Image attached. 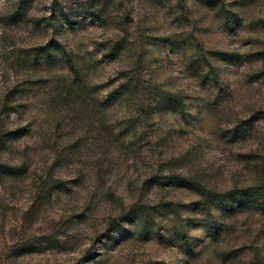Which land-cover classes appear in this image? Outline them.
Listing matches in <instances>:
<instances>
[{"label": "rangeland", "instance_id": "rangeland-1", "mask_svg": "<svg viewBox=\"0 0 264 264\" xmlns=\"http://www.w3.org/2000/svg\"><path fill=\"white\" fill-rule=\"evenodd\" d=\"M263 181L264 0H0V264H264Z\"/></svg>", "mask_w": 264, "mask_h": 264}, {"label": "trees", "instance_id": "trees-1", "mask_svg": "<svg viewBox=\"0 0 264 264\" xmlns=\"http://www.w3.org/2000/svg\"><path fill=\"white\" fill-rule=\"evenodd\" d=\"M214 0H207V2L209 3H213ZM63 55H64V59L66 61V63L68 64V66L70 67L71 70H73V72L75 74H78V70L74 65V58L75 55L72 54L71 51L68 50H64L62 51ZM192 186L196 187L199 192L201 194L205 193L206 196L210 197L209 200L215 196V197H221L223 200L227 198V193L225 194H220L217 193L213 190H209L206 188H203V186H201L200 184H191ZM232 194H234V198L236 199V203L238 204L239 207L242 206H248V205H254V206H264V181L263 184L259 185L258 187H248V188H244L241 190H235L231 192ZM233 199V198H232ZM224 204V203H223ZM234 205H230V207H233Z\"/></svg>", "mask_w": 264, "mask_h": 264}]
</instances>
